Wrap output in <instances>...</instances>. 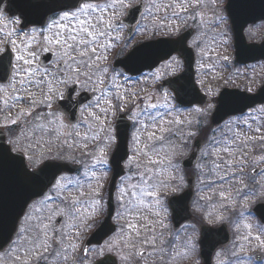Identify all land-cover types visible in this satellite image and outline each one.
<instances>
[{
  "label": "snow or ice",
  "instance_id": "obj_1",
  "mask_svg": "<svg viewBox=\"0 0 264 264\" xmlns=\"http://www.w3.org/2000/svg\"><path fill=\"white\" fill-rule=\"evenodd\" d=\"M134 2L137 5L136 10L139 11L142 0H110L105 3H95L91 0H70L68 3L56 5L55 7L68 10L49 19L38 33L36 29H31L29 39L21 40L20 43H17V39H13V36L19 37L21 33L26 37L29 36V32H25L24 28H21L19 31L13 29L7 32L5 38L0 40V101L3 104V107H0V113H4L2 121H0V128L8 127L12 131L10 126L19 127L18 134L13 132V139L9 140L10 144L18 146L17 152L28 153L27 158L38 163L44 159L45 153L51 154L54 147L57 148V158L62 159L66 150L75 152L79 148L88 149L89 141H91L94 145L93 152L85 151L83 154L93 155L95 164H107L108 161L104 158V154L116 141L115 130L109 121V115L115 116L118 111H124L129 97L135 98L138 93L128 92L127 89L121 91V85L117 83V80L120 76H124V73L116 72L107 64L108 58L105 53L114 45L105 43V40H119V36L113 35L119 28V25L114 21L121 10L132 7ZM3 3L4 0H0V4ZM217 4L218 0H160L159 3L152 0L145 11L152 16L153 26L156 30H166L169 34L179 32V24H187L191 20L196 25V32L190 47L197 48L201 58H205L208 57L209 51L214 49L201 46L199 30L207 24L208 28L215 31V27L218 26L216 21L212 17H208L206 21L205 16L208 12L215 16ZM153 8L156 10L155 13L152 11ZM50 10L54 11L55 8ZM161 12L163 15H160ZM219 19L222 22L223 18ZM11 22L13 24L21 23L19 19ZM2 31L3 29H0V32ZM37 34L42 37V40L36 39ZM212 43H216L215 37H213ZM42 53L50 54L45 57L47 64L37 63L39 55ZM12 54H15V63H13ZM5 59H7V64L4 63ZM223 59L227 60L228 58L225 56ZM48 65H51L54 70H50ZM164 67L170 68L171 64L164 65ZM201 67L204 65L201 64ZM207 67L209 71L215 70L212 64ZM151 78L154 81L161 79L155 73L151 74ZM106 79L110 80L111 88L114 89L113 96H108V91L102 90L101 95L87 97V102H85V98L81 96L77 86L97 91L100 86L105 84ZM128 79V76H124L125 82ZM4 80L8 81L7 87L3 85ZM32 88L40 91L41 99H36V93L31 91ZM65 90L67 91L65 111L68 122H66L64 113L52 110L54 99L64 100ZM3 93L15 94L4 96ZM74 96L80 98L74 99ZM113 98L115 103H113ZM163 98L165 101L163 104L155 102V97L152 94L141 98L145 101V108L139 112L135 111L139 105L134 104L132 119L134 125L139 126L133 135L134 151L137 156L145 158L147 164L144 166V171L140 173V183L131 186L133 189L139 188V196L136 191H133L131 193L133 199L125 201L124 196L128 193L121 189V195L117 198L121 209L117 216L125 219L124 226L115 238L96 248H84L80 255H76L79 250L78 242L85 230L92 226L90 221L94 223L96 215L102 211V200L98 198L99 191H92L90 195L92 203L89 204V201L85 199L89 194L84 191V184L80 178L73 180L60 176L59 179H56L53 174L52 179L47 184L44 183L46 169H58L60 165L46 164L38 170H29L23 161L11 154L10 149L0 148V167L9 163L14 164L20 175L41 189L37 195H42L43 199L38 203L44 205L46 209V214L41 213L38 216L33 212L26 213L28 225L19 229L16 239L8 238L9 250L6 256L13 260V264H32L33 259L37 262L44 260L47 264L45 254L52 247V243L62 249L65 260L71 255L73 264H114L111 257H106V253L113 251L118 252L120 259L125 264H129V261L135 256L143 258L165 251L163 248H156L159 238L156 226L159 225L161 229L165 228L162 212L166 213L167 210L163 206V195L168 190L175 191L172 182L176 181V177L170 175L168 180L160 179L159 169L157 171L153 169L156 166L162 168L164 172L177 169L178 165L174 161L178 151L182 150L184 145L165 140V134L169 132L165 125L173 122L166 120L165 117L175 110V106L169 100L167 92L163 94ZM176 99L179 100V96ZM18 103L28 106L20 108L13 115L11 109ZM222 103L229 104L232 101L225 98ZM41 105L47 111L36 112V108ZM161 108L168 111L161 113L159 111ZM74 109H79L83 119L71 123L75 118ZM195 111L203 114L199 108ZM259 111L264 112V107ZM34 113H36L35 116ZM85 113H87L86 117H84ZM141 113L143 118H141ZM25 122L31 127H20ZM174 122L183 123L181 120ZM188 123L191 124V121ZM244 123L250 132H261V128L252 129L247 120ZM82 126L87 127V131L83 135L79 131ZM226 127L229 132H232L230 126L226 125ZM69 128L72 131H68ZM35 131H42L44 135L35 137L33 135ZM89 132L94 134L90 137ZM101 133H103V137H101ZM49 134V138L45 139L44 136ZM188 135L193 136L195 133L189 131ZM257 139L264 141V136H250L236 130L231 137L225 138L223 142H215L219 147L214 150L213 155H216L217 159L222 162L211 161L209 171L221 182L218 193L220 199L218 204L213 205V211L208 212L205 217L209 223L223 222L226 219L225 210L231 208L232 211H235L237 204L246 209L250 198L260 196V191L255 186L259 182L254 181L253 184H249L244 179V169L247 167L249 159L248 153L252 151V145ZM157 142L161 143L157 144ZM221 152L227 156V159L220 156ZM94 153H99V155H94ZM203 155L207 156L208 153L204 152ZM132 162V159L129 158L128 163ZM254 162L264 165V155L254 157ZM137 166L139 167V164ZM198 167L203 173L204 165H198ZM253 173L264 176V166L259 167L258 171L254 168ZM82 176L89 181L97 180V187H102L96 177L95 170L89 171L86 166ZM200 182L204 183V180L200 179ZM178 183H183L182 176ZM209 183L213 185L210 191L214 190L215 180H210ZM234 184H239L241 187L233 189ZM223 185H228V187L224 188ZM88 186L91 187V183ZM43 188H48L47 194L43 192ZM260 188L264 189V185H260ZM145 196L151 200L146 202ZM205 198L201 196V199ZM207 199H211V197H207ZM46 202H51L56 206L53 207ZM30 207L33 210L36 209L35 204ZM240 215L243 216V213ZM150 216L155 219L150 220ZM33 220L35 223H31ZM65 220L73 223L66 224ZM244 227L247 232L240 237V242L251 244L252 241H255L257 246L264 247V230L253 235L251 224H245ZM237 230H239V226H237ZM159 235H162V232ZM243 243H241V248H243ZM138 245L151 246L152 252H148L145 247H138ZM3 247L0 245V253L3 252ZM172 247L175 249L174 244ZM189 251H194V245L186 246L184 252H175L170 257V261L183 258L188 255ZM56 255L59 256L60 252H57ZM3 259L5 256H0V260Z\"/></svg>",
  "mask_w": 264,
  "mask_h": 264
},
{
  "label": "rangeland",
  "instance_id": "obj_2",
  "mask_svg": "<svg viewBox=\"0 0 264 264\" xmlns=\"http://www.w3.org/2000/svg\"><path fill=\"white\" fill-rule=\"evenodd\" d=\"M224 1V0H222ZM106 2H110V0H107ZM157 3L160 2V0H156ZM135 3V2H134ZM133 3V4H134ZM146 8L150 6L152 3V0H146ZM223 2L221 0H218L217 7L215 9L216 15L213 16L211 12H208L205 16V20H208V17H212L213 20L216 21V24L218 25L215 27V31H213L211 28L207 27V24L204 28H201L200 36H201V46L205 48H211L214 49L212 51H209L208 57L201 58V56L198 54V49L194 48L196 51V55L200 56L199 58V64L198 59L196 63L197 68V74H198V65L199 69L202 70L199 78L200 86L204 88V90L211 96V98L217 93V90L220 89L223 85H233V86H241V84H244L243 82L246 81L244 84L245 86H249L251 88H255V82L252 80H258L262 76L263 72V65L260 66V64H257L254 66L251 71H244L243 69H235V58H234V50L232 46V37L230 34V30L228 28V24L226 21V14L221 9ZM145 8V9H146ZM129 9V8H128ZM128 9L121 10L120 13L116 16V19L114 21L115 24L121 25V18L124 17L126 14V11ZM153 13H155V8L152 9ZM160 15H163V12L160 13ZM219 18H223L222 22ZM142 25L139 28V35L137 36V39L143 40L144 38H155L160 37L159 35H172L175 36L179 34L180 32H176L173 34H169L166 30H156L153 26V20L152 16H150L146 11L144 14V17L142 19ZM191 20L188 21V26L193 27L196 29V25H191L193 23ZM179 23V22H177ZM113 33L114 36H119V40H105V43H112L114 47L110 48L107 53V64L110 66V68L113 67V62L116 56L120 57V54L124 53L125 47H128V49L131 48V45H133L135 42H137L135 39H127L126 33L124 27L122 25ZM184 26V23L179 24V30L181 31V28ZM195 35V34H194ZM31 35L27 37V39L30 38ZM144 36V37H141ZM215 37L216 43H212V39ZM257 37V35L255 36ZM37 40H42V37L37 35ZM193 39V37H192ZM192 39L190 40V45L192 42ZM139 40V41H140ZM124 45L123 48H119L120 45ZM119 46V47H118ZM124 55V54H123ZM227 57V60H224L223 57ZM214 62H217L215 65V71L218 74L219 69V75L225 73L228 75H236L238 76H245V77H239L236 78L233 83V81H226L222 79H218V76L214 75V71H208V65L214 64ZM37 63H39V58L37 60ZM171 64L170 68H165L164 65ZM201 64L204 65V67H201ZM183 68V63L179 57H176V60L170 59L169 61H166L160 65L159 72L153 71L149 72L147 75L142 76L140 79H133L132 77L125 74V72L121 69H115L116 72H123L124 76H128L129 79L127 82L124 80V76H120V78L117 80V83L121 85V91L123 92L124 89H127L128 92H137L138 96L135 98L129 97L127 102V107L124 111L121 113H125L127 117L132 122L131 127V134H130V156L129 158L132 159V163L129 164V158L124 163L125 169H126V175L123 177L124 179H121L118 183V191L115 194V201H116V214L114 217V222H116L119 225L118 231L116 234L113 235L110 239H113L117 236V234L120 232L121 228L125 224V219L118 218L117 213L118 211H121L118 203V197L121 195V189H124L128 194L124 196L125 201H128L130 199H133L131 193L133 191H136L137 195L139 196V188L133 189L132 185H137L140 183V173L144 171V166L147 164V160L143 157L137 156L134 148L135 145L133 143V135L136 133L138 125H134V121L132 119V112L134 108V104H138L139 107L135 109V111L139 112L141 109L145 108V101L141 98L147 97L149 94L154 95L155 102H158L160 104H163L164 98L163 94L165 92L168 93L169 100L171 103L175 106V110L171 112L170 115L166 116L165 119L168 121H173L172 123L166 124L165 126L169 129V132L165 134V140L171 141L174 144H183L184 147L182 150H179L175 159V163L178 165L177 169L170 170L169 172H164L162 168L159 166L154 167V171H157L159 169L160 171V179L168 180L170 175H174L176 177V181L172 182V187L175 188V191L168 190L163 195V206L166 208V213L162 212V216H164V223L165 228L161 229L159 225L156 226V232L159 236L156 242V248L157 249H165L164 252L158 253L156 255H147L145 258H140L138 256L133 257L131 261H129V264H158L163 263L165 261V258H170L175 254V252H184L187 247H191L194 245V251H189L188 255L184 256L181 259H177L175 261H172L173 264H199L200 259L199 257V238H200V228L201 224H212V225H219L222 223H226L229 225L231 231H232V240L231 243L220 249L218 253L215 255V264H257V257L258 255H262L264 258V247L257 246V243L255 241H252L251 244L240 242V237L247 232V229L244 227L245 224H251L252 225V233L253 235L260 233L261 230L264 228H260L259 221L250 213L249 209L241 208L239 205H236V210L232 211L231 208L224 211V215L226 216V219L223 222H213L209 223L208 220L205 218L208 212L213 211V205L218 204L219 202V185L221 182L216 179L215 175L209 171L211 168V161L217 160V162H222L217 159L216 155H213L214 150L219 147L215 142L221 141L225 138L231 137L232 134L236 130H240L250 136H264V112L259 111L258 107L252 111V113H248L247 116L244 119H232L229 122H225L220 127H211L210 125V117L214 110L213 103L208 104L204 107H195L191 109H182L176 105V102L174 100L173 93L165 87L162 82L167 77H171L176 72H180ZM178 72V73H179ZM155 73L156 75H159L161 79L159 81H154L151 78V74ZM111 74V73H110ZM253 78V79H252ZM242 79L244 81L242 82ZM7 83L3 84L5 87H7ZM79 92H89L94 94V96L101 95L102 90L108 91V96L112 97L114 89L111 88L110 80H105V84L100 86V89L97 91H90L88 88H84L81 86H78ZM32 92L36 93V99H41V93L38 89L32 88ZM46 91V89H45ZM15 93H3L4 96L12 95ZM65 96H66V90H65ZM59 100L53 101V111L62 112L65 115L66 122L67 121V114L60 109V107L57 105V102ZM113 103H115V100L113 98ZM28 105L23 103L16 104L15 107L11 109V112L13 115H15L16 112L19 111L22 107H27ZM103 107V103L101 104ZM0 107H3L2 101H0ZM201 109L203 111V114L197 113L195 109ZM40 111H47L42 105L38 106L36 108V112ZM155 111V110H154ZM161 113H165L168 110L161 108L159 109ZM36 113L33 115L35 116ZM120 114V111H118L115 116L109 115V121L111 122V125L113 129L115 130V124L117 121V117ZM4 113H0V121H2ZM87 116V113L84 114V117ZM141 118H143V115L141 113ZM31 119V118H27ZM83 117L80 113L79 121H81ZM175 120H181L183 123L177 124L174 121ZM247 120L248 124H251L252 129L261 128V132L257 133L255 131H249L247 126L245 125L244 121ZM78 121V122H79ZM188 121H191V124L188 123ZM33 123H36L33 121ZM230 126L232 129V132H229L228 127ZM12 128V131L9 130L8 127H5L7 133V140L13 139V132H16L18 134L19 127L17 126H10ZM20 127H31V125H28L26 122L24 124H21ZM68 131H72L71 128L68 129ZM81 135H83L87 131L86 126H82L79 129ZM189 131L194 132L195 135L189 136ZM94 133L89 132L88 135L91 137ZM116 134V132H115ZM33 135L35 137H40L43 134L42 131H35L33 132ZM74 135V133H73ZM101 137H103V133L100 134ZM50 136L46 135L44 136L45 139H48ZM201 139V148L199 151V157L198 161L196 162L195 166L190 168L189 170L185 169L182 166V161L188 157L190 152L193 149V144L196 141L197 138ZM161 142H157L159 144ZM116 145L115 143L107 150V152L104 154V158L108 161L107 164L99 165L95 164L94 156L93 155H84L83 153L85 151L87 152H93L94 145L91 141H89V147L88 149L79 148L75 152H69L65 151V156L62 159L59 160H65V161H71L73 163H77L81 166L80 173L76 176H72L70 179H77L80 178L82 183L84 184V191L88 193L89 195L85 197L86 200L89 201V204L92 203V200L90 199V195L93 190H97L100 193V196L98 197L101 199V195L103 193L104 185L106 184V189L109 184L110 176H111V169L109 165V160L111 153L113 152ZM264 145V141H261L257 139L255 143L252 145V151L248 153L249 158L256 157L257 155H264V147H261ZM260 146V147H259ZM13 147L16 149L18 146L13 145ZM257 150V151H256ZM256 151V152H255ZM207 152L208 155L204 156L203 153ZM253 152H255L253 154ZM28 157V153H25ZM253 154V155H250ZM94 155H99V153H94ZM256 155V156H255ZM220 156L224 159H227V156L224 153H220ZM71 157V158H69ZM28 159V158H27ZM46 159H58L57 158V148H53L51 154L45 153L44 159L40 160L38 163L33 162L32 160L28 161L30 164L34 167L39 166L43 161ZM95 164V167L93 168V165ZM139 164V167L137 166ZM252 164V160H248V164ZM198 165H204V171L201 173L200 168ZM87 166V169L89 171L95 170L96 171V177L99 180V183L102 184V187H97V180L93 179L91 181L87 180L82 176V173L85 171V168ZM247 171V168L244 169V173ZM250 175V174H249ZM183 177V183H178L179 178ZM67 177V176H64ZM204 180V183L200 182V179ZM69 179V178H67ZM245 181H248L247 176L244 175ZM192 181V189L194 191V196L191 201V208L193 211V219L187 223H185L183 226H181L180 231H176L173 228V224L171 223V211L168 207V199L171 196L177 195L186 189L189 188V181ZM210 180H215L216 187L214 190H211L213 188V185L209 183ZM259 183L256 184V188L258 191H260L259 197H264V189L260 188V185H264V179H257ZM254 181H251L249 184H253ZM89 183H91V187H89ZM224 188H227L228 185H223ZM241 185L234 184L233 189L239 188ZM55 195V193H52ZM67 194V193H66ZM201 196L206 197L205 199H201ZM207 197H211V199H207ZM238 198V197H237ZM258 197H252L250 199L257 200ZM144 200L146 202L150 201L151 198L144 197ZM106 201H107V192H106V198L104 205L102 204V211L96 215L95 220L97 219H103L105 212H106ZM103 202V201H102ZM257 202V201H256ZM48 204H51V202H46ZM36 205V209L33 210L31 207L28 209L27 213L33 212L34 215L38 216L41 213L46 214V209L44 205L39 204L38 201L34 203ZM51 206L55 207V204H51ZM238 206V207H237ZM240 213H243V216L240 215ZM204 218V219H202ZM150 220H154L155 217H149ZM67 221V220H65ZM28 221L26 220V216L21 221V227H26L28 225ZM31 223H35V220H33ZM70 223H73L70 221ZM66 223V224H70ZM92 226L85 230L84 234L87 233V231H91L94 228L95 222H91ZM141 223H144L141 221ZM58 226V225H56ZM237 226H239V230H237ZM259 228V229H258ZM88 231V232H89ZM162 232V235H159ZM30 235V234H29ZM143 235V233H142ZM16 239V238H15ZM108 239L107 242L110 240ZM241 243H243V248H241ZM175 245V249H173L172 245ZM138 247H145L148 252H152L151 246H143L138 245ZM9 248L0 253V256H5V259L0 260V264H13L12 259H8L6 254L8 253ZM57 252H60L61 261H63V264H72L73 260H70L71 258L65 260L64 259V253L62 249L56 248L55 245L52 244V247L48 250V253L45 255L47 256V264H53L55 262V259H59V256L56 255ZM113 254H116L120 257L118 252L113 251ZM233 253H236V255H233ZM219 254V255H218ZM80 255V254H78ZM71 256V255H70ZM72 257V256H71ZM42 262L45 263L44 260H40L37 262L35 259H33L32 264H41ZM123 264H125L124 261H122ZM264 264V263H263Z\"/></svg>",
  "mask_w": 264,
  "mask_h": 264
},
{
  "label": "water",
  "instance_id": "obj_3",
  "mask_svg": "<svg viewBox=\"0 0 264 264\" xmlns=\"http://www.w3.org/2000/svg\"><path fill=\"white\" fill-rule=\"evenodd\" d=\"M68 2H70V0H44L43 3L40 4L48 10H41V12L44 13L35 15H29V13H27L25 19L27 22H33L31 19H34V22L36 23L43 22L49 14L64 9L55 7L56 5ZM259 5V0H229L228 13L234 26L237 49L236 55L239 62H248L264 57V47L248 46L243 35V30L246 24L264 17V15H262L263 11L260 9ZM52 8H55V10H50ZM136 8L137 6L131 8L128 16L125 18V22L130 26H133L137 22L139 14L142 12V6L139 11H137ZM190 33L192 32L190 31L177 39H159L157 41L144 43L136 47L126 58L117 61L116 66H123L132 75H136L145 70L155 68L163 60L170 58L174 53H178L185 60V70L179 76L168 79L165 84L170 86L176 97L179 96L180 99L176 100L180 105H204L207 97L202 94L195 82V72L193 67L194 54L192 49L187 46ZM48 55L50 54L43 57V64H47L45 57ZM4 63L7 64V59H5ZM82 97H84L85 102H87L86 98L91 96L84 93L82 94ZM225 98L230 99L232 103H222ZM66 100L67 99L59 101V105L64 110ZM181 101L183 102L181 103ZM263 101L264 87L255 95H250L238 90H224L218 99V106L212 116V123L214 125H219L230 115L245 112L248 108ZM73 111L75 112V118L73 121H76L79 109H74ZM129 130L130 123L124 116H121L117 124L118 143L111 158L113 175L109 187L108 214L103 224L92 235L88 245L92 243H100L104 238L108 237L115 231V226L112 224V218L115 211L114 191L117 180L125 174L123 162L129 155ZM199 146L200 143L196 142L194 151L184 162L186 167L190 168L194 165L198 157ZM0 148L10 149L12 155L16 156L18 160L23 161L29 170H32L30 169L24 154L19 152L14 153L12 151L11 145L6 142L5 132L1 128ZM46 164L60 165V167L58 169H46V176L44 178L45 184L52 179L53 174H55L57 179L63 172L74 173L79 170V166L60 160H47L39 168H43ZM39 168H37V170ZM47 190L48 188H43L44 193ZM40 191V188L19 174L14 164L9 163L0 167V245L4 246L3 251L9 246L8 238H14L20 220L25 215L29 204L33 200L42 196L37 195ZM191 198L192 190L189 189L182 195L175 196L169 200L176 228H178L183 222L192 218L190 212ZM255 211L259 218L264 221V204L258 205ZM229 239L230 234L225 225L221 227L204 226L200 238L201 256L204 264H212V258L215 251L220 246L227 244ZM107 257H111L114 264H118L114 257Z\"/></svg>",
  "mask_w": 264,
  "mask_h": 264
},
{
  "label": "flooded vegetation",
  "instance_id": "obj_4",
  "mask_svg": "<svg viewBox=\"0 0 264 264\" xmlns=\"http://www.w3.org/2000/svg\"><path fill=\"white\" fill-rule=\"evenodd\" d=\"M43 1L44 0H4V3L0 4V13H2V15H0V29H3V31L0 32V40H3L5 38V34L9 31H12L13 29L19 31L21 28H24L25 32H29V35H31V32H30L31 29H36L37 33H38L39 30L46 25V23L43 26H40V24L37 25L33 22L28 23L25 18H26L27 13H29L31 15L33 12H35L37 10H42L44 7H42V5H40V3H43ZM106 1L107 0H91V2H95V3H105ZM226 1L227 0H224V1L221 0V2H223V4L226 3ZM223 4L221 7H223ZM62 11H66V10H62ZM58 13H60V12H58ZM58 13L51 15L47 19V21L51 18H55ZM16 19H19L21 21V23L20 24H13L11 22V21L16 20ZM124 27L126 28V26H124ZM245 35L247 37V40L251 43H253V42H257L260 44L263 43L264 42V19L260 20L259 22L254 23V24H249L245 29ZM256 35H257V37H255ZM13 39H17V43H20L21 40L27 39V37L24 36L23 33H21V35L19 37L13 36ZM14 55L15 54H12L13 63H15ZM43 55H44V53L39 55V62H40ZM259 63L261 65H263V72H262V76H261V81L259 83V86H260V85L264 84V60L260 61ZM48 67L50 70H54L51 65H49ZM145 74H143V75H145ZM260 179L263 180L264 176H260ZM253 201H255V200H253ZM256 201L257 202L255 204H258L260 202H264V197H258ZM249 205H253V204L250 203ZM65 223H70V221H65ZM88 238H89L88 234H83V236L81 237V239L78 242L79 243V250L77 251L76 255L81 254L83 252V249L85 248V244H86V241ZM110 238H108V239H110ZM107 240L102 242L101 245H104L107 242ZM52 244L55 245V249L59 248L55 243H52ZM101 245H99V246H101ZM96 247H98V246H92L91 248H96ZM110 253H112V252H110ZM116 257L118 258L120 263L123 264L120 257L118 255H116ZM145 257H143V258H145ZM69 258H71L70 260H72V257L70 255L68 256V259ZM61 259H63V257L59 256V259H56L57 261L55 264H63V261H61ZM158 264H173V263H172V261H170V258H165V261H163V263L161 262Z\"/></svg>",
  "mask_w": 264,
  "mask_h": 264
}]
</instances>
